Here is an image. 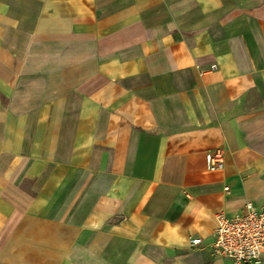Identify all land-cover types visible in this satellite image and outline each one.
Instances as JSON below:
<instances>
[{"label":"crops","instance_id":"crops-1","mask_svg":"<svg viewBox=\"0 0 264 264\" xmlns=\"http://www.w3.org/2000/svg\"><path fill=\"white\" fill-rule=\"evenodd\" d=\"M248 201L264 0H0V264H227Z\"/></svg>","mask_w":264,"mask_h":264},{"label":"built area","instance_id":"built-area-1","mask_svg":"<svg viewBox=\"0 0 264 264\" xmlns=\"http://www.w3.org/2000/svg\"><path fill=\"white\" fill-rule=\"evenodd\" d=\"M222 158L220 151L210 155L216 167H220ZM215 228L208 241L200 236L192 237L191 244L207 246L227 264H259L264 260V203L248 201L246 212L233 217L219 214Z\"/></svg>","mask_w":264,"mask_h":264}]
</instances>
